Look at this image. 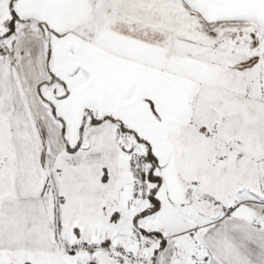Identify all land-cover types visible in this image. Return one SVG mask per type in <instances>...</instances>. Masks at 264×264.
Returning a JSON list of instances; mask_svg holds the SVG:
<instances>
[{
	"label": "snow or ice",
	"instance_id": "1",
	"mask_svg": "<svg viewBox=\"0 0 264 264\" xmlns=\"http://www.w3.org/2000/svg\"><path fill=\"white\" fill-rule=\"evenodd\" d=\"M0 264H264V0H0Z\"/></svg>",
	"mask_w": 264,
	"mask_h": 264
}]
</instances>
